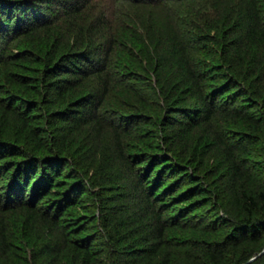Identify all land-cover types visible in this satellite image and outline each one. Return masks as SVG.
<instances>
[{
	"label": "trees",
	"instance_id": "1",
	"mask_svg": "<svg viewBox=\"0 0 264 264\" xmlns=\"http://www.w3.org/2000/svg\"><path fill=\"white\" fill-rule=\"evenodd\" d=\"M110 1L114 7L106 10L100 0H0V264H105L110 251L108 264H170L167 229L185 221L166 218L168 189L157 194L162 185L154 188L166 172L173 178L183 173L194 184L189 192L214 207L207 217L216 220L192 230L194 252L186 264H264V174L249 190L238 184L254 175L240 155L250 154L254 135L264 142V117L246 107H253L255 98L264 107L258 0L227 3L218 11L220 21L207 25L206 35L215 32L210 38L194 24L195 17L208 19L207 3H200L208 0ZM179 3L186 8L174 11ZM142 4L173 13L165 37L148 22L146 30L139 29L126 10L117 16V9ZM142 75L154 101L134 84ZM146 117L156 126L170 124L168 150L137 131ZM193 131H199L195 138ZM103 132L124 166L131 169L138 161L136 177L130 173L137 190L131 223L115 207L122 198L113 182L80 155ZM231 138L237 141L228 143ZM125 146L137 150L133 161L123 153ZM176 149L195 170L169 156ZM211 150L233 179L229 205L237 217H219L223 207L214 199L223 189H212L197 174L204 165L200 158ZM101 181L110 190L103 197L110 207L102 216L94 206H81L88 186L100 188ZM97 254H104L101 263Z\"/></svg>",
	"mask_w": 264,
	"mask_h": 264
},
{
	"label": "rangeland",
	"instance_id": "2",
	"mask_svg": "<svg viewBox=\"0 0 264 264\" xmlns=\"http://www.w3.org/2000/svg\"><path fill=\"white\" fill-rule=\"evenodd\" d=\"M98 1V0H93V2ZM211 0L208 1H200L206 2L207 4L204 5V9L209 11L208 13V19H200L198 17H195L194 19V24H200V27L198 29V32H203V34L206 36V38L213 37L215 32L214 29H211L210 35L207 34V25L213 23H216L217 21H220L219 18V12L222 13L221 9H224L227 3L230 2H235L234 5L237 6L238 4L240 5L239 0H216L214 3V0H212V5L210 3ZM259 6L262 9V19L264 21V0H258ZM100 5H102V8L104 7L106 10L113 9L114 7L113 3L110 0H100ZM196 4V3H195ZM198 4V3H197ZM187 6V3H179L176 4L173 9L175 10H183ZM192 6V5H191ZM209 6V7H208ZM130 14L131 17L135 18V22L139 24V29H144L146 30V23L148 22L149 29L150 30H155V32L159 33L160 36L165 37L166 33L171 31L169 24H172V22L169 20L172 18L173 13H169L166 9H163L161 7L157 6H152V5H146L142 4L141 6H135L134 8H130L129 6H124L123 10L118 11L117 9V16L122 15L125 11ZM216 12V13H215ZM210 13L214 16V18H210ZM217 15V17H216ZM171 17V18H169ZM149 18V20H147ZM216 19V20H215ZM146 20V21H145ZM215 25V24H214ZM209 30V29H208ZM208 36V37H207ZM211 41L205 44V46L211 45ZM145 77L142 75L140 76V79H137L134 81V84H137L136 87L142 91L144 95H146L147 98L150 99V101L155 100L154 96V91L149 88V85L147 84V81L145 82ZM133 83V80L131 81ZM155 87V85H152ZM140 87V88H139ZM242 104H244V101H241ZM254 106L249 107L246 105L247 108L252 110L253 114L256 116V114L261 113L262 116L264 117V107H262L263 102L260 101V99L256 98L253 101ZM162 116L168 117V114L164 111L161 113ZM259 116V115H258ZM154 119H150V117H146L145 120L141 121V126L137 130L138 132H142L144 135H151L149 136V140L151 143L158 142L161 144V146L165 149L168 150L170 146V142L172 139L170 138L172 132L171 131V126L169 123L166 125H158L156 126L154 123H152ZM157 130V133H156ZM156 133V134H155ZM199 133V131H193L191 132V135L195 138L196 135ZM254 141L248 145L249 153L247 155H240L242 160H248L247 163L244 162L243 166L245 168L250 169L254 175L249 176L248 179L246 180H241L238 181V184H241L243 187L246 189H251L254 187V185L258 184V178H262V175L264 174V142L261 141L260 136L254 135ZM194 138L190 140V142H194ZM174 141V140H173ZM228 143H235L237 141L236 138H231L227 140ZM191 143V145H192ZM238 144V143H236ZM190 145V146H191ZM87 149L84 148L80 153L81 156L84 157L85 162L89 164L95 165V169L101 173L103 172V179L109 180L113 182V187L116 188L117 192L116 195L120 196L121 201H116L115 207L118 206L117 209L123 210L124 211V217H128L129 222H133L132 219H130V216L132 215V211L130 208H132L134 205L133 203L135 202L134 196L137 195V190L135 188V184L133 185V181L131 179L132 177H136L135 175V170L134 167L138 163V161H133L135 158H131V154L135 155L137 154V150H129L127 146H125L124 154L127 155L132 161L133 164L130 166L131 169L128 167L124 166L123 163H121L119 160H117V157H114L112 154V148L113 143L112 140L109 138L108 133L103 132L101 134V137L97 138V142L91 143L90 145L86 146ZM70 150V149H69ZM180 149H176V151L168 152L169 156L173 157L175 161L182 162L185 168H190V170H195L193 169V164H190V159H187L186 157H182L181 155L178 154ZM154 152H158V150L154 149L152 150ZM148 153V152H147ZM130 155V156H129ZM141 158H139L140 160ZM201 164H204L201 166V169L197 171V174L201 177L207 178L208 185L212 187V189L216 188L219 190L223 189V193H218L217 197L214 199L216 202V207L220 206L223 207V209H218L217 212L219 213V217L222 216L223 219L225 218H230V214L233 216L237 217L239 213H237L232 207L229 205V200L232 198L233 202V197H232V185H233V179L229 177L228 171L223 167L224 161L221 160L220 158L217 157L214 151H209L204 157L200 158ZM140 163V162H139ZM200 164V165H201ZM155 165V164H153ZM152 165V166H153ZM160 167L164 166L162 164H159ZM195 165V164H194ZM199 164H196V169L200 166ZM141 171L145 167V162L140 164ZM88 168V167H87ZM153 168V167H151ZM151 168L147 170L145 173V176L140 177L142 180L145 179L146 177L149 176V173L151 172ZM203 168V169H202ZM133 169V170H132ZM163 170L166 171L168 167L164 166L162 168ZM92 171V170H91ZM90 171L88 173V176H90ZM177 173V171H175ZM169 176V177H168ZM184 174L182 173L181 175L176 174V177H171L170 173L166 172L161 176V182H158L156 185L157 187H154L159 189L158 193H161L164 188L168 189L167 190V198L169 201L166 202L165 208H163V211L165 212V215L167 216L166 218H172V221H179L185 223H179L178 227L176 229H167L171 230L169 231L166 235L165 241H167L169 245V252L172 255V259L170 261V264H186L185 258L188 254H192L194 251L192 250L190 245V241H193L195 239L194 234L192 233V230H204L205 225L207 224L206 227H209L216 219L214 218L213 221H208L210 217H207L208 214H212L214 212V207L204 205L200 199V196L194 197L195 192L190 190L189 188L193 187V181L192 180H186L182 178ZM145 177V178H144ZM257 178V179H256ZM171 180V181H169ZM169 182H172L174 184L172 187L169 189ZM206 182V184H207ZM105 182L98 183L101 187L99 186H94L91 187L88 186V191L84 192V199L81 201V206H86L84 208H90V206H94L95 209V214L102 216V212L105 213V210H108L105 206L110 207L108 200L104 204L103 202V197L106 196V193H108L110 190L109 189H103ZM98 190L100 191V194L98 193ZM89 192V193H88ZM189 193V194H188ZM223 195L225 196V199L220 200V198H223ZM113 196V194H112ZM220 197V198H219ZM191 198V199H190ZM159 198H156L153 201H156L157 204L159 201L157 200ZM95 202V203H93ZM195 202H199L200 206L197 209H193L192 207L194 206ZM94 204V205H93ZM156 204V203H155ZM154 204V205H155ZM159 205V204H158ZM157 206V205H156ZM82 207L73 209L77 213L81 211ZM225 211L229 214V216L225 213ZM231 212V213H230ZM129 215V216H128ZM217 215V214H215ZM189 216V217H188ZM68 217V216H67ZM70 217V216H69ZM183 217V219H181ZM226 227V225H225ZM211 228V227H210ZM207 229V228H206ZM176 230V231H174ZM180 230V231H179ZM182 230V232H181ZM200 233V232H199ZM100 240L107 241V238H100ZM183 241L182 244L179 243V241ZM103 241L100 242V244L95 245L100 248H102ZM186 244V245H184ZM184 245V246H183ZM256 247L255 249H257ZM264 249V248H263ZM262 249V250H263ZM262 250L260 253H263ZM102 252V251H101ZM104 252V251H103ZM164 251H161L157 253L156 255L160 256ZM191 252V253H190ZM112 255V252H107L106 253V258L105 261H103L105 264H108L109 258L108 256ZM102 256L104 258V254L96 256V260H98L101 263V260L99 257ZM193 256V254H192ZM139 264H144V262H140Z\"/></svg>",
	"mask_w": 264,
	"mask_h": 264
},
{
	"label": "water",
	"instance_id": "3",
	"mask_svg": "<svg viewBox=\"0 0 264 264\" xmlns=\"http://www.w3.org/2000/svg\"><path fill=\"white\" fill-rule=\"evenodd\" d=\"M262 252H264V249L262 250Z\"/></svg>",
	"mask_w": 264,
	"mask_h": 264
}]
</instances>
